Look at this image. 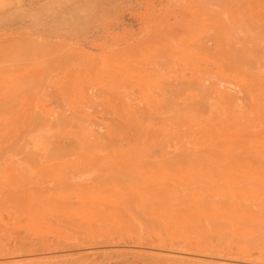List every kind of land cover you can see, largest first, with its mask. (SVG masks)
<instances>
[{
  "label": "rangeland",
  "instance_id": "rangeland-1",
  "mask_svg": "<svg viewBox=\"0 0 264 264\" xmlns=\"http://www.w3.org/2000/svg\"><path fill=\"white\" fill-rule=\"evenodd\" d=\"M22 5L62 35L0 19V264H264V0Z\"/></svg>",
  "mask_w": 264,
  "mask_h": 264
},
{
  "label": "crops",
  "instance_id": "crops-1",
  "mask_svg": "<svg viewBox=\"0 0 264 264\" xmlns=\"http://www.w3.org/2000/svg\"><path fill=\"white\" fill-rule=\"evenodd\" d=\"M21 0V5L17 7V9L10 11L9 14L4 15V17L0 16V19H6L8 21V25L11 27V30L19 32L21 34H39L43 36L51 35V36H60L62 35V29L56 28L55 26H47L40 24L38 22H31V18H33V14L31 15L30 10L25 7ZM8 25L5 26L8 28ZM4 28V26H1Z\"/></svg>",
  "mask_w": 264,
  "mask_h": 264
},
{
  "label": "bare ground",
  "instance_id": "bare-ground-1",
  "mask_svg": "<svg viewBox=\"0 0 264 264\" xmlns=\"http://www.w3.org/2000/svg\"><path fill=\"white\" fill-rule=\"evenodd\" d=\"M138 201V200H137Z\"/></svg>",
  "mask_w": 264,
  "mask_h": 264
}]
</instances>
